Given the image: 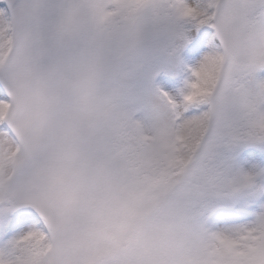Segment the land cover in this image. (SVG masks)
Wrapping results in <instances>:
<instances>
[{"label":"snow or ice","instance_id":"obj_1","mask_svg":"<svg viewBox=\"0 0 264 264\" xmlns=\"http://www.w3.org/2000/svg\"><path fill=\"white\" fill-rule=\"evenodd\" d=\"M0 4V264H264V0ZM186 23L219 47L178 104Z\"/></svg>","mask_w":264,"mask_h":264},{"label":"trees","instance_id":"obj_2","mask_svg":"<svg viewBox=\"0 0 264 264\" xmlns=\"http://www.w3.org/2000/svg\"><path fill=\"white\" fill-rule=\"evenodd\" d=\"M2 6L4 5L0 4V7ZM194 27L197 29V38L193 40L192 43L189 45L188 51L183 57L182 67L184 73L190 72V69L195 67L198 63L199 58L204 57L206 54L215 49H218L219 47V40L215 36V29L210 24L200 25L199 27L194 25ZM187 37V41L190 43L191 38L188 35ZM158 82L160 85L159 87L162 91H173V94L175 96H181L183 102V95L184 93H186L187 87H185L182 78L175 81L167 80L165 77L161 76ZM204 107V105H201L200 109L192 110L193 112H189L188 114H186L185 118L198 114L199 111L204 109ZM136 118L143 119V116L141 114H138L136 115Z\"/></svg>","mask_w":264,"mask_h":264},{"label":"rangeland","instance_id":"obj_3","mask_svg":"<svg viewBox=\"0 0 264 264\" xmlns=\"http://www.w3.org/2000/svg\"><path fill=\"white\" fill-rule=\"evenodd\" d=\"M185 27V34L190 36V43L187 41L186 43L183 44V47L179 49V51L176 53V59H175V66H172V67H169V66H162L161 68H159V70H157L155 72V75L152 77L151 79V82H150V86L153 90H156V79L157 77L162 74L164 77H168V79H171V80H178L179 79V75H180V72L182 71L181 69V65H180V62H181V58L183 56V54H186L187 51H188V47L189 45L192 43L193 40L196 39L197 37V29L194 27V25L192 23H186V25H184ZM203 59L202 58H199L198 59V63L196 64V66L199 64V62ZM256 79L258 81L262 80L264 81V67H261L257 70L256 72ZM201 108V105L200 106H197L196 104H192V105H189L188 106V110L187 112H193L192 110H196V109H200ZM137 113H141L143 118L146 116V110H140L138 111ZM136 113V114H137ZM245 151H248V152H258L259 150L258 149H246ZM264 154V153H261V155ZM264 156V155H263ZM24 211H27V212H34L35 210L34 209H22V210H18V212L20 214H22Z\"/></svg>","mask_w":264,"mask_h":264},{"label":"clouds","instance_id":"obj_4","mask_svg":"<svg viewBox=\"0 0 264 264\" xmlns=\"http://www.w3.org/2000/svg\"><path fill=\"white\" fill-rule=\"evenodd\" d=\"M175 59H176V52H174L172 49L168 48L162 50L153 68L154 75L155 72L159 70V68H161L162 66H169V67L175 66ZM151 104L155 106L156 110L162 111L164 109L163 103L155 94L152 96ZM152 115H154V111L153 108L150 107L149 109L146 110V117H151Z\"/></svg>","mask_w":264,"mask_h":264}]
</instances>
